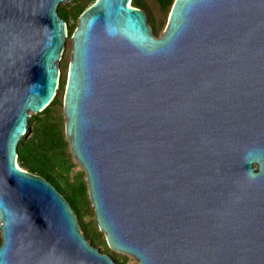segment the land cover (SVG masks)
Segmentation results:
<instances>
[{
  "label": "water",
  "instance_id": "obj_1",
  "mask_svg": "<svg viewBox=\"0 0 264 264\" xmlns=\"http://www.w3.org/2000/svg\"><path fill=\"white\" fill-rule=\"evenodd\" d=\"M64 0H0V264H117L22 168L59 83ZM65 133L109 247L138 264H264V0H174L160 35L130 0L71 34Z\"/></svg>",
  "mask_w": 264,
  "mask_h": 264
},
{
  "label": "trees",
  "instance_id": "obj_2",
  "mask_svg": "<svg viewBox=\"0 0 264 264\" xmlns=\"http://www.w3.org/2000/svg\"><path fill=\"white\" fill-rule=\"evenodd\" d=\"M94 0H71L69 4L58 3L57 10L66 21L67 37H71L81 12ZM158 4L163 17H167L174 0H151ZM131 5L142 8L147 15V21L152 27V32L159 35V24L148 9V0H130ZM163 22V21H161ZM69 61L63 62L65 72L59 75L56 93L51 101L37 112L28 116L27 127L17 144V163L24 169L40 175L51 182L69 202L77 215L85 237L95 246L104 245L108 251L105 235L91 221L83 220L88 214L91 202L88 193L87 180L84 172L81 176L70 179V173L76 162L71 153L69 141L65 133V117L63 112V95L67 80ZM1 241V236H0ZM109 253V252H108ZM117 264H125L116 256L111 255Z\"/></svg>",
  "mask_w": 264,
  "mask_h": 264
},
{
  "label": "rangeland",
  "instance_id": "obj_3",
  "mask_svg": "<svg viewBox=\"0 0 264 264\" xmlns=\"http://www.w3.org/2000/svg\"><path fill=\"white\" fill-rule=\"evenodd\" d=\"M148 1H149L148 9L150 11V14L155 20L157 19V24H159L158 27H159V35H160L162 33L165 25H166L168 16L167 17H163L158 4L153 2V1H151V0H148ZM59 3L69 4V3H71V0L60 1ZM161 21H163V22H161ZM71 48H72V39H71V37H66L64 50L62 52L61 58L58 60V64H59V68H60V74L61 73L63 74L65 72V69L63 68V62H65V61L68 62L70 60ZM31 113H33V112H31ZM74 161L76 162V164H75V166L73 167V169H72V171L70 173V179L71 180H75V178H78V176H81V172L82 171L85 173V171L82 169L80 164L75 159H74ZM83 176L86 179L85 174ZM83 220L91 221L94 224H96L95 223V221H96L95 211H94V207L92 205V202H90V204L88 206V214H86L83 217ZM78 222H79V220H78ZM79 224H80V222H79ZM97 227H98V225H97ZM80 228H81V226H80ZM100 231H102V230H100ZM82 232H83V230H82ZM103 234H104V232H103ZM98 247L101 250H105L103 244H100ZM108 248L109 249H108L107 252H109L111 255L116 256L120 261H123L125 264H138L137 258H135L133 255L125 253V252L114 250L111 247H109V245H108Z\"/></svg>",
  "mask_w": 264,
  "mask_h": 264
}]
</instances>
